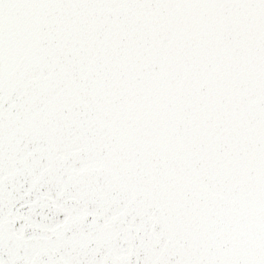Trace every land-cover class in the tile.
Instances as JSON below:
<instances>
[{
    "label": "snow or ice",
    "instance_id": "1",
    "mask_svg": "<svg viewBox=\"0 0 264 264\" xmlns=\"http://www.w3.org/2000/svg\"><path fill=\"white\" fill-rule=\"evenodd\" d=\"M0 264H264V0H0Z\"/></svg>",
    "mask_w": 264,
    "mask_h": 264
}]
</instances>
